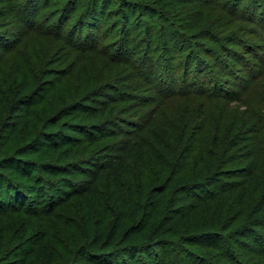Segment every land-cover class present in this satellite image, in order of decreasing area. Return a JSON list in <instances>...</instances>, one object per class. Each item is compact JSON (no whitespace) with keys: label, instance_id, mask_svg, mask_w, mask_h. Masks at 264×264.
<instances>
[{"label":"trees","instance_id":"trees-1","mask_svg":"<svg viewBox=\"0 0 264 264\" xmlns=\"http://www.w3.org/2000/svg\"><path fill=\"white\" fill-rule=\"evenodd\" d=\"M7 1L0 19L24 10L23 37L40 33L29 12L41 0ZM247 1L69 0L62 20L78 25L55 37L68 40L63 57L43 44L17 52L9 75L0 67V264H264V59L238 92L208 70L229 64L213 50L210 64L203 44L181 76L163 64L159 84L128 47L135 33L149 48L172 45L176 58L182 39L221 43L253 16L264 26V12L245 17ZM109 26L121 27L118 45L103 40ZM9 36L4 45L22 42ZM228 38L240 40L236 29ZM74 52L90 64L75 71ZM68 59L63 72L51 65Z\"/></svg>","mask_w":264,"mask_h":264},{"label":"rangeland","instance_id":"rangeland-1","mask_svg":"<svg viewBox=\"0 0 264 264\" xmlns=\"http://www.w3.org/2000/svg\"><path fill=\"white\" fill-rule=\"evenodd\" d=\"M246 1L247 0H244V3H243L244 5ZM249 1H252V4H250V2L248 3L247 1V6L250 5L251 8L249 7L250 9H248L249 11L247 12L244 11L245 17L248 18L249 16H252L253 14L252 11L254 10H258L257 14L259 15L261 12H264V0H249ZM0 2H1L0 12L3 10L8 11L11 3L8 2L7 0H0ZM68 3H69V0H53L52 5L47 6V1L41 0V3L39 5L38 3L37 5H33L31 7V11L29 10L30 11L29 13L33 14L34 18H37L35 21L36 24L34 26L36 29H40L41 31L40 33H37V34L28 33L26 38H24L23 36L24 34H26V32H29L30 26L26 25L27 21L24 18V15H26V13L24 12V10L21 12V16H23L22 18L24 20L14 18L12 15L10 16L9 14L7 15L8 17H6V19H0V35H3V33L8 32L10 35H12V36H9L10 40H13L16 37H18L17 40H22L20 44H17L16 41H10L11 44L9 43L8 45H4L0 39V67L1 66L3 67V70H2L3 73H5L6 75H9L10 73H12V71L16 70L17 68L16 67V61H17L16 55L17 54L20 53L18 60H21L22 56L24 57V54L28 56L29 53H31L33 49L37 48L38 50H40L43 47V44H46L45 48L43 49L44 51L53 50L54 58H60L61 56L63 57V52L65 53L67 51L68 40L64 39L62 41H57L55 40V37L58 34H62V32H65V36H66L72 27L74 28V26L78 25V19H74L73 21L69 22V24L67 25L62 20L63 17L65 16L64 15L66 13L65 7L68 5ZM161 10H163L166 14L168 13L169 15L174 16L173 15V13L175 12L174 8H169L167 6H164L163 8H161ZM216 14L220 15L222 14V11L219 10L216 12ZM175 17L178 19L177 15ZM253 17H254L253 20L242 21L243 23H242L241 28H243L244 30H242L241 28L237 29V25H236L232 27L231 29H229L228 31H225L223 35L227 34V37L223 39L221 43L213 42L209 39H200L197 42L188 43L184 39H182L181 43L183 44L185 43L186 51H182L181 53H178V56L176 58H172L175 55H177V54H174L175 50L171 48L172 45H169L168 48H164L163 43L161 41H156V38H154L156 42L149 48L147 44L149 42V38L145 37L146 39H148V41L141 43V41L135 38L136 36L135 33H134V36L133 35L130 36V40L134 39V44H132L131 46L129 45L128 47H130L131 55L134 56V59L137 61V63L141 64L143 60V63H144L143 70L145 72H146L145 68L148 71V70H151V66L155 68V70L157 69L156 71L158 73V76L154 78L155 79L154 81H155V84L156 82L157 84H159L160 81H162V79L165 78L167 75V72L164 70L165 66L163 64L167 65V67H169L170 65L176 66V67H173L174 69H171V70L172 72H175L176 71L175 69L180 70L179 75L181 76L183 62L189 56L190 51L195 50V52L202 53L200 52V49H199L200 46L198 44H203L206 51L209 52L210 50V54L207 55L206 53L204 55L206 60L209 61V63L210 62L212 64L214 63V55L211 52L213 50L214 53H216L219 57L221 56L223 60L228 61V64H229V68L227 70L228 73L224 71V68H221L219 66L215 67V65H210L208 70L212 73L217 71L218 74H221L223 76L224 80H228L227 82L223 83L224 84L223 86L229 89V91L234 90L235 88H238L237 91L240 92L241 87L239 84L246 83L247 81L249 82V79H251L252 77V74H251L252 68L255 71L259 72V70L262 69L261 68L262 67L261 65L263 63L262 59H264L263 57L264 55V26L262 25V23L260 22L257 16L256 17L253 16ZM117 18H119V16ZM181 19H183L182 16H181ZM143 20L145 23L147 22L150 23L151 16L146 15L144 16ZM114 21H116V18L113 21H111V24ZM176 21L179 22L178 20ZM154 22L158 26H160L163 23H165L166 26L170 25V22L165 21L160 16L155 17ZM177 24L180 28L181 25L179 23ZM131 25L130 27H128L127 29L128 31L132 29ZM233 29H236V33L240 37V40H233V41L229 40L228 36L232 34ZM108 30H111V34L109 35V37L103 38L104 42L118 45L119 43L118 41L120 39L118 35L120 34L121 27L120 28L117 27L115 31H113L112 29H110V26H109ZM141 30H143V32L146 31V27H142ZM181 30H183L182 32H186V33L188 32L185 28H182ZM78 32L76 34V37L79 35ZM105 34L103 36H105ZM125 37H129V36L125 35ZM247 44H252V46L255 48L254 54L259 56L260 58L253 57L252 55L245 53V47H246L245 45ZM179 45L180 44L175 45L174 47L176 46L178 47ZM196 48H198L199 50ZM224 48H228L229 50H231L232 53H234L232 54L233 56H230L228 57V59H226V56L228 55V54L226 55V53H230V52L229 51L227 52V50H224ZM71 57H72L71 60L76 57L75 63L79 64L77 65L75 71H77V69H82V66L84 65V63H87V61L84 62L85 59L80 52H74ZM95 60H101V59L99 56H96L95 58L92 59L91 63L93 62L96 63ZM246 63H248L249 65L246 66ZM87 64H90V63H87ZM51 65H53L54 67H57L60 70L59 72H63L62 70L69 69V59H68V62L62 63V60H61ZM97 66H99L98 63L94 64V67H96V69L99 68ZM236 76H239V78ZM241 78H244V79H241ZM159 86L160 88H162L161 84ZM140 92L147 96L152 95L153 93L157 95L160 94L159 91H156L155 93L154 91H151L150 89L142 90ZM140 97H141L140 100H145L143 96H140ZM140 100L134 99L133 101H129V102H136V101L138 102ZM232 104L238 105L239 103L233 102ZM126 117L130 119V118H133V115L131 113H128ZM125 128L131 129V127L129 126ZM110 143H114V142H110ZM109 153H110L109 150H101L99 152V155L104 156Z\"/></svg>","mask_w":264,"mask_h":264}]
</instances>
